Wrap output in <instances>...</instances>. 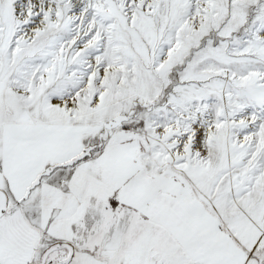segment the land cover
<instances>
[{"label":"snow or ice","instance_id":"6c2138e0","mask_svg":"<svg viewBox=\"0 0 264 264\" xmlns=\"http://www.w3.org/2000/svg\"><path fill=\"white\" fill-rule=\"evenodd\" d=\"M0 264H264V0H0Z\"/></svg>","mask_w":264,"mask_h":264}]
</instances>
